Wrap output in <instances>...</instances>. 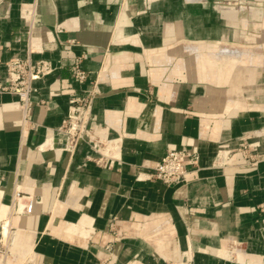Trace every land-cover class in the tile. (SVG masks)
I'll return each mask as SVG.
<instances>
[{"label": "crops", "instance_id": "0c3cea01", "mask_svg": "<svg viewBox=\"0 0 264 264\" xmlns=\"http://www.w3.org/2000/svg\"><path fill=\"white\" fill-rule=\"evenodd\" d=\"M14 56L54 69L26 116L0 89V264H264V158H217L242 136L264 155V0H0V86ZM89 81L105 165L57 132ZM192 148L183 182L152 176L167 149Z\"/></svg>", "mask_w": 264, "mask_h": 264}, {"label": "built area", "instance_id": "2783aa9c", "mask_svg": "<svg viewBox=\"0 0 264 264\" xmlns=\"http://www.w3.org/2000/svg\"><path fill=\"white\" fill-rule=\"evenodd\" d=\"M6 72L8 75L7 84L0 86L5 92L13 93L18 97L22 106L24 115L26 116L32 106L30 94L35 90L33 82L44 77L53 71L52 63L45 59L33 61L30 58H21L18 56L11 57L6 63ZM73 79L80 85L88 81V71L82 68L81 58L76 57L72 64ZM96 96V85L94 81H89L88 87L84 90V94L77 96L70 94L68 99V110L61 125L57 128V132L62 136V149L74 153L80 142H86L97 153L96 156L87 155L86 159L93 160L99 165H105L111 162L113 155L110 154L112 145L109 141L99 138L92 133L89 122L92 117V103ZM256 142H250L246 137L242 136L236 147L223 151L219 150L217 158H228L231 152H239L245 165H256L264 155L255 152ZM199 160L198 151L192 149H167L162 158L155 162L153 166L152 176L163 181L166 184H177L185 180L186 174L189 172V166H197ZM260 212L264 214V201L257 205ZM22 210L31 212L32 199L27 200ZM2 227V226H1ZM111 232H116L115 220L109 223ZM182 259H168L163 264H190L186 255ZM100 264H109L108 258L103 259Z\"/></svg>", "mask_w": 264, "mask_h": 264}, {"label": "bare ground", "instance_id": "6f19581e", "mask_svg": "<svg viewBox=\"0 0 264 264\" xmlns=\"http://www.w3.org/2000/svg\"><path fill=\"white\" fill-rule=\"evenodd\" d=\"M22 204V203H21ZM7 228V229H6ZM4 230H6V232H3V236L6 238L7 237V233H8V231H9V226H8V224H6V223H3L2 224V231H4Z\"/></svg>", "mask_w": 264, "mask_h": 264}]
</instances>
